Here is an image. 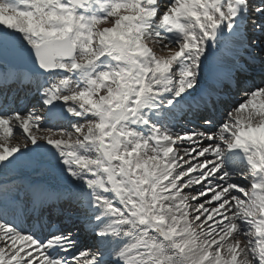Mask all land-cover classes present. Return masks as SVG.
I'll use <instances>...</instances> for the list:
<instances>
[{
	"label": "snow or ice",
	"instance_id": "obj_1",
	"mask_svg": "<svg viewBox=\"0 0 264 264\" xmlns=\"http://www.w3.org/2000/svg\"><path fill=\"white\" fill-rule=\"evenodd\" d=\"M0 264H264V0H0Z\"/></svg>",
	"mask_w": 264,
	"mask_h": 264
}]
</instances>
